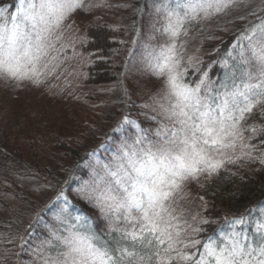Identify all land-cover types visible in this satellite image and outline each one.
Returning a JSON list of instances; mask_svg holds the SVG:
<instances>
[{
	"label": "trees",
	"instance_id": "1",
	"mask_svg": "<svg viewBox=\"0 0 264 264\" xmlns=\"http://www.w3.org/2000/svg\"><path fill=\"white\" fill-rule=\"evenodd\" d=\"M29 2L0 0V24H4L7 18L10 27L11 16L18 17L22 3L25 7ZM103 25H89L87 39L74 46L59 42L53 47L45 43L47 36L53 33H44L45 47L39 53V60L25 67L27 75L22 79L26 82L23 84L25 88L17 85L18 81L12 77L8 80L0 77V264H32L39 249L60 253L64 247L56 237L68 235L70 229L81 234H94L109 246L119 239L113 226H101L100 210L95 199L89 198L93 197L92 194L73 190L90 178L93 172L90 162L94 156L108 159L103 150L113 151V140L124 137L109 126L117 115L123 114L122 106L118 108L119 112L107 108L96 112V116L86 111L90 100L105 106L106 100L111 98L101 96V91L113 87L121 91L119 104L122 102L127 106L125 103L129 104L131 97L127 69L131 45L128 29L115 31ZM230 46L229 43L216 54L204 55L187 64L184 80L192 86L203 80L213 89L214 95L216 90L221 91L219 87L224 82L231 85L233 75L239 76V67L250 68L254 63L244 65L238 60L239 63L233 62L226 67L224 58ZM193 66L200 71L199 81L195 83L196 75L191 77ZM204 70H207L205 75L214 80L211 84L206 83L202 75ZM50 78L57 82L58 99L49 101V105L40 101L35 109L24 106L31 111H24L25 117L14 120L15 113L11 115L13 103L20 102L31 89L40 88L42 81L48 83ZM69 89H78V92L72 94ZM127 95L128 100H125ZM69 98L72 107L65 122L53 125L40 122L45 116L43 106H49V111L52 106L62 108ZM84 103L88 105L83 106ZM20 107L14 106L15 109ZM138 122L142 126L146 124L142 118ZM126 127L132 131L131 135L138 134L131 126ZM121 131L126 133L124 128ZM141 131L149 133L143 128ZM239 133L257 144L252 155L264 153V107L258 105L246 115L240 122ZM253 159L250 172L244 168L233 170L230 157H222L221 166L201 179L204 193L211 197L208 203L210 211L205 209V213L215 218L216 212L219 215L209 235L212 239L219 240L233 230L245 232L250 239L257 238L256 225L264 221V161ZM50 189H55V192L46 200L41 192ZM236 216L247 220L245 228L234 224ZM76 217L82 220L78 222ZM219 230L222 232L220 236Z\"/></svg>",
	"mask_w": 264,
	"mask_h": 264
},
{
	"label": "snow or ice",
	"instance_id": "2",
	"mask_svg": "<svg viewBox=\"0 0 264 264\" xmlns=\"http://www.w3.org/2000/svg\"><path fill=\"white\" fill-rule=\"evenodd\" d=\"M235 2L186 0L174 8L164 5L165 31L177 38L186 21L201 14L206 18L210 10L218 13ZM77 6L74 0H30L26 7L22 3L18 17L11 16L10 27L5 18L0 24V74L22 78L21 70L40 58L44 33ZM242 39L248 40L258 71L253 75L239 67V76L234 74L231 85H222L224 91L216 90L215 95L203 80L195 87L181 82L175 44L161 51L153 67L155 75L166 77L160 94L163 102L158 106L170 127L158 131L160 139L146 148L135 147L143 143V137L122 145L113 164L102 166L103 175L96 174L97 194L89 197L117 225L114 231L119 239L109 246L94 234L70 229L69 235L56 237L65 250L50 264H175L177 258L182 264H264V221L256 225L255 239L233 230L219 240L189 238L185 243L178 239L179 232L173 235L176 217L168 203L179 187L178 180L215 172L221 165L212 154L233 146L240 122L258 105L264 107V21ZM241 58L244 65L249 63L243 52ZM178 243L187 251L178 250Z\"/></svg>",
	"mask_w": 264,
	"mask_h": 264
},
{
	"label": "rangeland",
	"instance_id": "3",
	"mask_svg": "<svg viewBox=\"0 0 264 264\" xmlns=\"http://www.w3.org/2000/svg\"><path fill=\"white\" fill-rule=\"evenodd\" d=\"M183 1L74 0L79 6L82 4L81 7H75L67 13L58 25L53 24L51 26L49 32L53 34L47 36V42L45 43L53 47H56V44L59 42H63L65 45L66 43L69 45L73 44V46L76 43H82V41L87 39V27L97 23H102L104 24L102 27L114 29L115 31L122 28L124 30L128 29L129 42L131 43L127 61L128 83L130 82L128 89L131 93L129 104L125 103L127 106L122 102L119 104L120 90L113 87L105 92L101 91V96L107 99L111 98L109 101L106 100L105 106L100 102H91L90 100V105L86 110L87 112L89 110V113L96 116V112L102 109L106 110L107 108V110L119 112L118 108L122 106L121 112L124 114L127 107L126 116L119 114L109 124L114 131L120 132L121 136L124 137L113 140V143H115L113 151H110V149L106 150L107 148L103 150V153L107 155L108 159H100L94 156L90 162L93 168L90 178L73 189L75 192L88 191L94 197L97 194V184L94 183L98 179L96 174L103 175L102 166L113 164L114 157L119 154L122 145H132L137 138L142 136L143 143L135 145V147L137 149L146 148L150 142L155 143L160 139L157 136L158 131L164 128L165 125L170 127L169 122L164 118L158 106V102H163L160 100V94L164 87L166 77H158L155 75L153 67L158 62L157 58L160 57L161 51L165 50L169 45L175 44L176 58L179 60L177 71L181 74V82L190 87L195 86L188 84L184 80L186 77L184 76V71L187 64H192L194 59L204 55H209L210 53L216 54V51L222 47L229 46V43L231 46L226 54L227 56L224 58L226 67L230 66V63H239V61H242L241 52H243V56L248 58L250 60L249 62L254 63V66L250 68L246 67L245 69L252 72L253 75L257 73L258 68L255 61L251 59V52L248 49V40L242 39V37L249 35L250 29L260 25L264 21V0H236L234 4L221 12L217 13L210 10L211 14L206 18L201 14V17L195 20L186 21L180 35L177 38H172L165 31L168 20L163 6L167 5L169 8H174L176 4H182ZM178 11L182 12L183 10L178 9ZM113 40L115 39L113 38ZM227 40L229 41L224 44ZM79 57L81 58L80 55ZM41 62L44 68V61L42 60ZM192 69L193 75L191 77L196 75L195 83L199 81L197 77L200 76V71L194 66ZM21 71L24 74L23 77H12V80L18 81L17 85L25 88L23 84L26 85V82L22 79L27 75V69L24 67ZM206 73L207 70H204L202 75L206 79V83L211 84L214 80L205 75ZM45 76L46 74L43 77ZM0 77L3 80L10 78V76L4 74H0ZM31 81L32 83L34 82L33 84H36V81ZM47 82L44 84L42 81L40 88L31 89L28 96L24 95V99L21 98L20 102L13 103L11 115L15 113V117H12L14 120L25 117L26 112L29 113L31 111L24 106L35 109V107L38 108L37 105L39 104L37 103L40 101L44 105H49V101L58 99L56 94V90H58L57 82L51 78ZM195 85L197 84L195 83ZM219 88H221V91H224L222 86ZM124 91L127 92L126 88ZM69 92L75 94L78 92V89H69ZM127 97L128 95L125 97V100H128ZM59 100L62 101L61 98ZM66 102V105L63 104L62 108H56V106L50 107V111L49 106H43L42 112L45 114V119L42 117L40 122H43L44 125L65 122L72 107L70 98ZM84 105L87 106L88 103H84ZM14 106L21 107L15 109ZM24 111L26 112L24 113ZM110 114L108 113V115ZM141 118L147 125H140L138 119ZM126 126H131L138 134L131 135L132 131ZM121 128L126 130L125 134L122 133ZM142 128L149 130V133L146 134L141 131ZM139 133L142 135H139ZM232 140L233 146L222 148L219 152L212 154L214 161L221 163L222 157H230L233 170L238 171L244 168L250 170V172H252V165L255 161L253 157L256 159L261 158V161H264V153L252 155L256 143L248 141L244 135L239 134L232 138ZM207 174L206 172L200 173L196 178H188L182 181L178 180L179 187L173 191L172 198L168 201L170 207L174 209L173 215L176 217L172 221L173 225H175L173 235L175 237L176 232H179L178 239L183 240L185 243L188 242L189 238H196L201 242H207L211 238L209 235L212 233V229L219 216L217 212L215 213L216 218L205 213V209L210 211L208 203L211 197L209 194L206 195L204 193L201 187V179ZM54 192L55 189L42 190L41 195L47 200L50 198L51 193ZM96 207L100 210V215H102L101 217L99 215L101 226L104 227L108 224L115 228L117 225L110 221L108 214L101 211V208L97 204ZM240 219L243 218L236 216L234 221ZM243 220L247 222L246 219ZM202 222L205 223L202 224ZM234 224L245 228V224H237L236 222ZM220 230L218 231L219 236L222 234ZM64 236H67L66 233L63 234ZM175 247L180 251H187L184 244L178 243ZM58 254L50 252L48 249L42 251L39 249L35 253L34 263L32 264H45L46 261L50 264V261L57 257ZM172 255L175 256L176 254L172 253ZM175 264H182V262L177 258Z\"/></svg>",
	"mask_w": 264,
	"mask_h": 264
}]
</instances>
